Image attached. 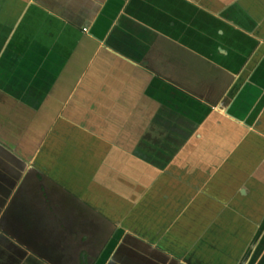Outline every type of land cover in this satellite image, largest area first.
I'll return each instance as SVG.
<instances>
[{
    "label": "crops",
    "instance_id": "crops-1",
    "mask_svg": "<svg viewBox=\"0 0 264 264\" xmlns=\"http://www.w3.org/2000/svg\"><path fill=\"white\" fill-rule=\"evenodd\" d=\"M0 141L108 223L96 264H264V0H0Z\"/></svg>",
    "mask_w": 264,
    "mask_h": 264
},
{
    "label": "flooded vegetation",
    "instance_id": "flooded-vegetation-1",
    "mask_svg": "<svg viewBox=\"0 0 264 264\" xmlns=\"http://www.w3.org/2000/svg\"><path fill=\"white\" fill-rule=\"evenodd\" d=\"M0 145L3 148H8L5 144H2L1 141ZM6 153L0 151V234L12 242L14 249L12 248L10 250L8 247L6 248L3 245H0V264H17L27 253L33 255L37 254L40 256V260L44 261L46 264H96L100 254L107 246L103 243L109 236L108 227L106 229L104 223H99L95 231L87 234V237L82 238V240H78L79 238L76 236L83 228H86V225L81 226L82 219L78 218L77 221H79V224H76L78 225L77 227L72 224L73 227H70L69 218L67 216L64 217L65 215L59 217L57 214L61 209L64 214V210L66 208L68 209L73 201H64L65 199L59 201L58 199L60 196L58 195H55V197L50 196L48 198V195L44 192L42 186L47 178H44L42 175L40 176L37 171L36 176H32L34 178L32 182L33 184L29 183L31 185H28L29 188H26L24 184L27 179L25 178H31L29 173L34 169H24L25 164L23 162H18L15 160L16 158L13 159L8 157L9 155ZM9 159L16 161L14 162L16 169L12 170V168H9ZM30 199L32 202L37 201L38 203L37 209H34L36 205H33L32 213L37 215L48 209L50 215H55V217H53L54 221L51 219V222H58V225L59 223L61 224L59 228L66 233L65 237L62 232L50 233L49 231H34L25 210V206L31 202ZM53 199H55V202ZM66 202H69L70 205L65 206ZM46 203L48 205H46ZM45 205L47 207H45ZM56 207L58 211L54 210ZM35 218H38V216H35ZM89 222L88 219V223ZM50 231H53V229H50ZM67 240H72L71 246L76 248V251L73 254L66 253L64 248H62V245H66L64 243H66ZM79 241L80 244H78ZM84 241H87V244H82ZM102 246L103 248H101ZM58 247L60 249H58ZM120 251L116 248L106 264H113V257L118 254L121 255ZM5 252L7 255H5ZM61 253L66 257L62 261L59 258ZM135 255H138V258H147L146 256L153 258L151 252L146 253L145 251L142 252L139 250ZM159 260L162 261L163 258Z\"/></svg>",
    "mask_w": 264,
    "mask_h": 264
},
{
    "label": "rangeland",
    "instance_id": "rangeland-1",
    "mask_svg": "<svg viewBox=\"0 0 264 264\" xmlns=\"http://www.w3.org/2000/svg\"><path fill=\"white\" fill-rule=\"evenodd\" d=\"M36 140H37L36 138L30 137L26 141L28 143H31V142L35 143L34 141H36ZM42 145H44V141L43 142H40L39 147H38L39 149H36V151H38V152L36 153L35 157L32 158L31 161H33L34 163L35 162L36 163H39L37 166H39L41 168L42 172L45 175L49 176V177H53L52 176L53 175V166H52V164L50 162H51V158H54L56 155L50 154V152L49 153L47 152L48 153L47 156H44L43 153L40 152L43 149V147H41ZM45 146H46L45 147V150H47L48 149V145L45 144ZM60 156H63L64 157V154L58 155V157H60ZM43 165H46V166L43 167ZM126 169H128V167ZM36 171L37 170H32L29 173V175H31V178H28V177L25 178V179H27V180H25L26 183L24 184V186L26 188H29L28 185L33 184L32 183L33 180H34L33 177L36 176V173H37ZM128 172H130V170H128ZM29 183H31V184H29ZM65 185L67 186V184H65ZM42 186L44 188V192L48 195V198L50 196L55 197V195H61L62 196V199H66V197H65V196H67L66 193L64 191L59 192L60 191V188L57 185H55L51 180L45 179V182H43ZM71 204H72V207H73L74 204L73 203H71ZM66 205L69 206L70 203L69 202H66L65 203V206ZM78 205L81 206L79 203H78ZM71 211H73V210L71 209ZM115 214H113V215H115ZM77 215H78V213H77ZM83 215H84V213H83ZM116 217L115 218H111V220L114 222L115 220H117ZM42 222H43V225H44V230L45 231H49L50 233H52V231H50V229H53L52 227H54V224L52 222L46 221L44 218H43ZM107 224L108 223L105 222L106 228H107ZM98 225H99V223L95 219L90 220V222L86 225V228H83L82 231L80 233H78V235L76 237L79 238L78 240H82V238L87 237V234H89L92 231H95L97 229ZM77 226L78 225H76V227ZM89 227H90V229H89ZM110 230L111 229H109V231ZM62 232L64 233V237H65L66 233L63 230H62ZM71 241L72 240H67L66 243H64L66 245H62V248H64V251H66V253L68 252V254H73L76 251V248L71 246V243H72ZM78 244H80V241L78 242ZM82 244H87V241H84ZM72 250H74V251H72Z\"/></svg>",
    "mask_w": 264,
    "mask_h": 264
}]
</instances>
